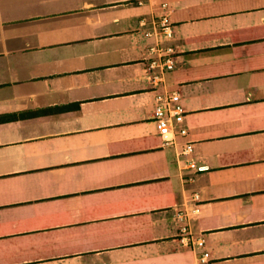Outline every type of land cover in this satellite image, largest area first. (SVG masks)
I'll use <instances>...</instances> for the list:
<instances>
[{"label": "crops", "instance_id": "obj_1", "mask_svg": "<svg viewBox=\"0 0 264 264\" xmlns=\"http://www.w3.org/2000/svg\"><path fill=\"white\" fill-rule=\"evenodd\" d=\"M160 1L188 131L166 146L139 24ZM196 193L210 262L264 264V0H0V264H195Z\"/></svg>", "mask_w": 264, "mask_h": 264}, {"label": "built area", "instance_id": "obj_2", "mask_svg": "<svg viewBox=\"0 0 264 264\" xmlns=\"http://www.w3.org/2000/svg\"><path fill=\"white\" fill-rule=\"evenodd\" d=\"M137 5L149 4L153 7V0H133ZM149 20L141 18L140 26L143 28L145 37L152 40L146 48L147 73L146 81L155 90L153 121L156 134L163 146L174 144L176 136H186V128H176L175 123L181 122L185 116L180 94L177 90L167 88L165 83L166 73L173 70L176 63V48L172 41L174 39V29L170 18V10L165 1H160L156 9L152 8ZM161 86V90L156 89ZM193 144L184 143L177 151V157L183 158L184 167L193 168L196 171H204L207 166L199 165L191 156ZM192 200L195 203L191 209L184 208L177 211L176 219L180 223L179 240L182 244L189 247H198L202 251L197 257L195 264H212L210 254L205 250V241L202 237L194 238L189 229L190 215L199 212L197 202L200 201L199 195L193 194Z\"/></svg>", "mask_w": 264, "mask_h": 264}]
</instances>
